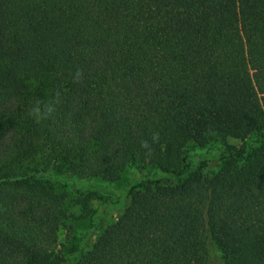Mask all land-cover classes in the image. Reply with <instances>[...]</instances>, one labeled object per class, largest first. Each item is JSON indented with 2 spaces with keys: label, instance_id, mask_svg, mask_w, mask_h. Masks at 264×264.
Masks as SVG:
<instances>
[{
  "label": "trees",
  "instance_id": "obj_1",
  "mask_svg": "<svg viewBox=\"0 0 264 264\" xmlns=\"http://www.w3.org/2000/svg\"><path fill=\"white\" fill-rule=\"evenodd\" d=\"M126 168L129 202L72 264H208L209 242L264 264V0H0V264L63 261L50 172Z\"/></svg>",
  "mask_w": 264,
  "mask_h": 264
},
{
  "label": "rangeland",
  "instance_id": "obj_2",
  "mask_svg": "<svg viewBox=\"0 0 264 264\" xmlns=\"http://www.w3.org/2000/svg\"><path fill=\"white\" fill-rule=\"evenodd\" d=\"M227 142L236 147H241L242 143L232 138H228ZM219 145L220 142L217 141L211 142L205 147L197 146L194 143L187 144L182 153L184 165L189 164L191 156L201 152L212 153ZM219 164L217 160L208 161L202 171L212 172L219 167ZM136 170L142 173H149L153 168L146 164L138 163ZM47 176L64 184L65 189L68 191L66 204H68L72 214L65 220L56 234V251L64 258L60 264H72V261L77 257L75 255H77L76 253L80 246L84 250L89 248L93 241L104 232L107 224L124 210L129 198L120 203L119 195L132 181L134 174L130 168H126L115 181H107L99 177L80 179L61 172H50ZM162 181L169 187H175L169 178H163ZM77 191H87L94 194V198L90 202L94 212L90 216L81 217L79 207L74 204L75 198L80 193ZM208 264H224L221 253L210 242L208 243Z\"/></svg>",
  "mask_w": 264,
  "mask_h": 264
}]
</instances>
